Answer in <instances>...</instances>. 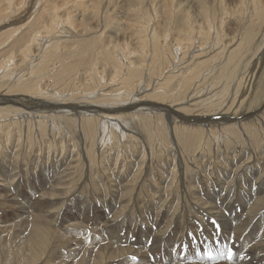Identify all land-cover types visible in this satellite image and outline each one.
<instances>
[{
	"label": "bare ground",
	"instance_id": "obj_1",
	"mask_svg": "<svg viewBox=\"0 0 264 264\" xmlns=\"http://www.w3.org/2000/svg\"><path fill=\"white\" fill-rule=\"evenodd\" d=\"M61 1L36 4L28 24L13 20L21 2L0 0V19L16 22L7 31L0 20V264H233L180 249L160 263L154 253L161 241H180L185 225L210 219L222 223L226 243L264 264V28L243 50L241 37L225 42L211 31L202 11L166 0L155 21L118 26L104 41L78 3ZM257 1L240 7L250 13L242 25L262 17ZM58 24L66 37L55 35ZM210 43L224 64L212 66L215 54L198 62ZM167 52L173 64L180 56L174 69L155 68L167 65ZM233 56L245 61L234 65ZM218 168L249 181L238 222L221 208L234 180L208 181Z\"/></svg>",
	"mask_w": 264,
	"mask_h": 264
},
{
	"label": "rangeland",
	"instance_id": "obj_2",
	"mask_svg": "<svg viewBox=\"0 0 264 264\" xmlns=\"http://www.w3.org/2000/svg\"><path fill=\"white\" fill-rule=\"evenodd\" d=\"M14 1H16V3L21 2L22 8H20L19 11H15L16 14H14L13 20L18 22V20L25 19V18L29 17L26 20H27L28 24H30L32 18L35 16L34 13L37 11V8H38L37 7L38 5H36V4H42L43 1H45V0H34V2L36 1L34 8H31V6L34 5L33 0H14ZM49 1H52L56 4H60L62 2L61 0H49ZM68 1L70 2L69 4H72L73 2L78 3V5L83 9V11L85 12L87 17H91L92 20L98 22L99 31H101L103 33L102 39L104 41H109L105 37H116V36H118L117 33H120L118 26H123V27L127 26L128 27L130 24H134V23L135 24L138 23L139 25L142 26L145 24L146 19H148L147 15H149V16L151 15V17H149V18L151 19V21L152 20L155 21L156 19H158L160 17L161 10H162L161 7H163L164 3L166 2V0H162V1L161 0H156V1H153V0H74V1L68 0ZM199 1H201L202 3H198ZM252 1H254L255 4L258 3L257 0H249V1L248 0H173V6L176 7L177 3H188V5L191 6L192 10L202 11L206 15V17L208 18V25H209V27L210 26L212 27L211 31H213V29L216 27L219 28L218 36L222 37V39L225 42L229 41L230 39L232 40L233 37H237V38L241 37L240 39L241 40L243 39V41H245V44L242 45L241 49L245 50L244 49L245 47L246 48H247V46L249 47V45L251 43L260 39L259 36L263 33V28H264V24H263L264 23L263 22L264 12L260 13V15L262 17L258 16L257 17L258 19L256 18L257 21L253 20V23L250 24L249 27H248L247 23L243 24L244 26L242 25V21H243L242 19L243 18L240 19L241 21H239V17L242 16V14H243L242 11H244L240 7H242L244 4H246V5L250 4V2H252ZM263 4H264V2H263ZM112 6L113 7L117 6V9H114L115 12L111 14V11L113 9ZM120 9H123V10L125 9V12H123ZM130 10H132V11H130ZM167 11L172 12V8L169 6V9ZM119 12H121V13H119ZM108 14L109 15L111 14V15L109 16ZM130 14H131V16H130ZM142 14H143V16H142ZM11 16H12L11 14H7L6 16L2 17V19L7 18L6 19L7 22L4 25V27H5L4 29L7 31H11L16 27L15 26L16 22H14L12 20ZM106 16H109L111 19L114 18V19H112L111 25H109L111 22H105L104 21ZM244 16L247 17V21H248V19L250 20V18H249L250 13L246 14V15L243 14V17ZM2 19H0V20H2ZM124 23H126V24H124ZM149 23L150 22H148L147 24H149ZM229 23L231 26L229 25ZM63 27H66V29H64ZM67 27H68L67 25L58 24L57 28L54 30V32H57V34H55V35L66 37V32H68ZM240 28L241 29L244 28V29L241 30ZM226 29H229V30H226ZM231 29H232V32H231ZM240 30L242 31V33ZM239 33L241 36L239 35ZM171 36L174 39L177 38V36H174V35H171ZM171 36H170V38H171ZM242 36H243V38H242ZM225 37L227 40H225ZM38 41H40V42H36V43H38L40 45V44H42V42H44V39H38ZM185 41L187 43V40H185ZM188 41L192 42L191 39ZM200 41L195 42L196 44L194 47L195 49H193V52L199 50V47H200L199 44H201ZM122 42H124L125 47H128V49L134 47L131 44H129V42L127 40H125V41L121 40L120 44H122ZM263 43H264V41H263ZM214 45H215L214 43H213V45L210 43V46H208V45L203 46V47H207L210 49L212 47L213 48L211 49L210 56L203 57L200 60H198V62L209 61L210 57H212L215 54V55H217V57H220V59L215 61V63H212V66H215V65L221 64V63L222 64L225 63L226 58L222 57L221 53L219 52L220 47H219V49H218V46L216 48H214ZM46 46L47 45H45V47ZM197 46H198V49L196 48ZM262 47H264V45ZM173 49H174V47H172V50ZM178 52L180 53L179 50H178ZM33 53H36V52H33ZM167 54H168L167 65H159V66L156 65L155 68H162V69L163 68H170V66L172 64L171 68L174 69L173 65L175 66L177 64L180 56H178V58L175 59L174 64H173L172 60L170 59L171 58L170 53L167 52ZM219 55H221V56H219ZM128 57H130V56H128ZM148 57H149V55H148ZM217 57H216V59H217ZM239 57H241V56H239ZM244 59H245L244 56L241 59L237 58V57L235 58V56H233V58L230 61L233 62L234 65H236L235 62L237 61V62H239L238 65L240 66L241 65L240 63L242 61H245ZM119 60H122L124 63L126 62L125 57L121 56V55H119ZM185 62L186 61H184L183 65L180 66L179 68H184V66L188 63V62H186V63ZM7 66H11V64H7ZM31 68H33V67H31ZM201 68H210V67L207 66V64H206L205 66H202ZM223 159H224V156L221 155V159H219V160L222 163V166H226L225 160H223ZM247 173L249 174L252 172L247 171ZM79 176H80V174H77V177H79ZM241 176H243V175H241ZM226 177L227 176H224V172L220 168H218L217 173L213 172L208 176V181H211L213 184L216 183L220 186V183L224 179H226L225 183H228L231 180H234L233 184H234V186L237 185V188L235 187L234 190L227 191L229 193H227V192L225 193V197H226L227 201L229 202V204L225 203L221 208H222V210H224L223 211V217H225V220H229L231 222L232 221L238 222L241 220V216L243 215V212L241 213V211L243 210V207L246 206V204H248L249 199H250V197H247L246 193H245V191L248 189L246 185L248 184L249 181H247L245 179V177L240 178V176L236 177L237 179L233 178L232 176L227 177V178ZM200 180H201V178H199V181ZM196 182H197V179H196ZM240 183H242V184H240ZM234 186H232V187H234ZM238 186L239 187L241 186L242 191L240 190V188ZM242 187H244V188H242ZM228 188H225V189H228ZM257 188L259 189V186H257ZM218 189H219L218 187L213 188L206 196L208 198H210L211 201H214V198L217 196L215 191ZM22 194H23L22 196L26 195V194H24V192ZM234 195L236 198L234 197ZM216 199H218V198H216ZM216 202H218V201L216 200ZM140 207L142 209V213L150 210L149 205L145 204L144 200L143 201L141 200ZM100 211H103V210H100ZM231 216H232V218H231ZM256 217L258 218L259 216L257 215ZM109 218H110V215L107 216V219H109ZM242 221H244V219H242ZM213 222H215L217 225ZM144 223H146V222L144 221ZM199 224L200 223L191 222L189 225H185L184 228H183V226H180L179 229L181 231V229L183 228V234H184V235L183 234L180 235V238L182 241L181 240L177 241L176 238L169 239V242H167V243L161 244V242H162L161 241L159 243V245L154 246L153 249H155V252L154 251H147L148 249L145 250L147 257H150V252L151 253L154 252L156 254V256L160 258V260H161L160 263H164V261L168 262L170 260L177 259V255H178V252L180 249V251L184 252L185 254H190V255L194 254V253L196 255L200 254V256H202L203 258H207V259H211V258L215 259V258L221 257L225 262H229V263H233V264H250V263L254 264L255 261H257L258 258H260L259 256H258V258L253 257L252 255H249L248 252L247 253L241 252L244 249V247L240 243H236L237 245H234V247H231V244H233V240H229V243H226L225 240H227L228 236H226L227 234L225 233L224 227L220 221L216 222V221H213L212 219H210V220H206L205 222L201 223L200 225ZM252 224L253 223H251L249 225V228L252 226ZM147 226L148 225H141L139 227L141 229L140 230L141 235H143L144 230H146L145 228H147ZM217 226H218V228H220L221 232H220V230H219V232L216 231ZM203 228H205V229L203 230ZM115 234H122V233L119 229H117L115 231ZM230 234H232V233H230ZM246 234L247 233H243L242 237H244ZM257 235L259 236V239L262 238V236H260L259 233H257ZM235 237H236V235H235ZM146 239H147V237H146ZM146 239H144V240H146ZM197 239H199V240H197ZM92 241L96 242L95 237H92V239L89 238L86 242H88L87 244H90V243H92ZM238 241H241V240H238ZM136 246H137V244L134 245V247H136ZM210 247H211V249H210ZM242 253H244V254H242ZM250 257H252V259Z\"/></svg>",
	"mask_w": 264,
	"mask_h": 264
},
{
	"label": "snow or ice",
	"instance_id": "obj_3",
	"mask_svg": "<svg viewBox=\"0 0 264 264\" xmlns=\"http://www.w3.org/2000/svg\"><path fill=\"white\" fill-rule=\"evenodd\" d=\"M213 223H215V222H213ZM216 231L219 232V228H218V226H217V228H216Z\"/></svg>",
	"mask_w": 264,
	"mask_h": 264
}]
</instances>
